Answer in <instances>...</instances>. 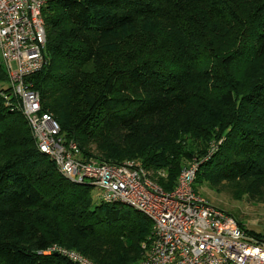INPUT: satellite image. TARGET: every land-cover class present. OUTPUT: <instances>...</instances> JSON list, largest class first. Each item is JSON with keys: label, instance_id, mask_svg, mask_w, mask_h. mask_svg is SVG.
<instances>
[{"label": "trees", "instance_id": "trees-1", "mask_svg": "<svg viewBox=\"0 0 264 264\" xmlns=\"http://www.w3.org/2000/svg\"><path fill=\"white\" fill-rule=\"evenodd\" d=\"M42 15L45 61L29 79L76 158L132 160L165 192L196 159V194L264 203V0H48ZM93 188L58 173L0 89V264H76L43 253L53 245L140 261L151 221Z\"/></svg>", "mask_w": 264, "mask_h": 264}, {"label": "built area", "instance_id": "built-area-1", "mask_svg": "<svg viewBox=\"0 0 264 264\" xmlns=\"http://www.w3.org/2000/svg\"><path fill=\"white\" fill-rule=\"evenodd\" d=\"M48 0H0V66L39 151L59 174L75 183H90L104 203L135 209L152 223L150 242L140 261L128 264H264V240L248 234L234 217L193 190L197 167H183L175 188L165 192L149 172L134 161L120 165L80 160L73 141L65 142L51 114L42 112L30 75L44 64L45 31L42 9ZM212 143L206 158L215 151ZM43 253L59 254L76 264H97L79 252L53 245Z\"/></svg>", "mask_w": 264, "mask_h": 264}, {"label": "rangeland", "instance_id": "rangeland-1", "mask_svg": "<svg viewBox=\"0 0 264 264\" xmlns=\"http://www.w3.org/2000/svg\"><path fill=\"white\" fill-rule=\"evenodd\" d=\"M9 84V81H0V89L8 87ZM196 189L198 195L230 214L245 229L264 232V203L255 202L246 196L234 199L226 188L216 191L209 184L198 185ZM93 198L97 201L99 199V192L96 188H93Z\"/></svg>", "mask_w": 264, "mask_h": 264}]
</instances>
